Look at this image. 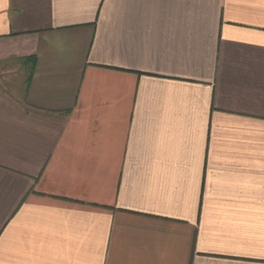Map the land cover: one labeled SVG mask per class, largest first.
I'll return each mask as SVG.
<instances>
[{"label": "crops", "instance_id": "1", "mask_svg": "<svg viewBox=\"0 0 264 264\" xmlns=\"http://www.w3.org/2000/svg\"><path fill=\"white\" fill-rule=\"evenodd\" d=\"M0 264H264V0H0Z\"/></svg>", "mask_w": 264, "mask_h": 264}]
</instances>
